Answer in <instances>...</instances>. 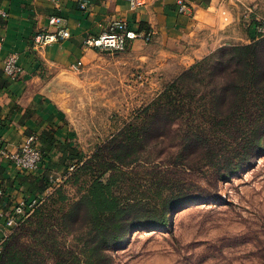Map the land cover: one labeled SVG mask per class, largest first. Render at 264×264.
I'll return each mask as SVG.
<instances>
[{"label":"crops","instance_id":"1","mask_svg":"<svg viewBox=\"0 0 264 264\" xmlns=\"http://www.w3.org/2000/svg\"><path fill=\"white\" fill-rule=\"evenodd\" d=\"M186 1L190 11L180 14L178 0H144L135 10L127 0H0V10L8 14L0 15V135L11 151L19 150L35 135L45 156L40 172L31 174L17 170L7 160L0 161V213H7L19 200L44 194L46 190L40 189L46 178L65 176L68 167L79 161V157L69 159V149L87 159L90 156L84 149L101 144L87 140L72 120L71 104L86 74H107L105 84L110 86L111 96L117 92L118 71L127 80L131 71L141 69L160 89L167 78H176L184 68L220 48L255 37L254 26L246 34L239 23L235 2L241 0ZM52 16L65 19L70 37L37 52L34 35L56 29L49 25ZM117 20L128 22L140 33H150L152 41L137 39L118 57L85 46L86 38L102 35ZM11 54L19 55L25 70L15 81L3 70V62ZM79 63L80 69L74 70ZM98 82L101 84L100 78ZM116 132L107 136L112 138ZM0 224H4L1 218Z\"/></svg>","mask_w":264,"mask_h":264},{"label":"rangeland","instance_id":"2","mask_svg":"<svg viewBox=\"0 0 264 264\" xmlns=\"http://www.w3.org/2000/svg\"><path fill=\"white\" fill-rule=\"evenodd\" d=\"M235 3L242 29L248 34L254 26L256 31V23L264 22V0ZM252 6L256 7L255 12L248 13L247 8ZM261 36L256 31L253 39ZM253 39L232 44L248 45ZM193 65L184 68L181 74ZM142 71H131L127 80L124 73L118 71L117 92L113 91L112 96L110 86L105 84L107 74L92 72L84 76L85 83L78 86L71 104L72 120L87 140L101 143L85 148L87 156L93 157L129 125L139 124L143 109L181 75L167 78L160 89H156ZM99 78L101 84L97 83ZM112 130L117 132L109 138ZM90 134H94L95 139ZM163 156L158 151H147L137 163L105 170L101 180L113 181V192L123 201L138 199L155 203L161 191L157 185L165 194L168 192L167 186L171 183L166 180L177 185L200 184L215 197L187 203L174 210L168 228L142 227L133 231L124 241L107 250L113 264H264V152L252 165L222 180L210 178L207 169L171 166ZM112 158L109 150L99 156L98 163L94 164L95 176L104 171L105 163L114 162ZM210 179L211 184H208ZM93 180L92 174L84 172L77 181L56 183L53 194L38 208L41 212L36 215L37 209L18 228L23 230L22 241L32 248L35 264H56L59 248L66 250L67 258L85 261L88 223L82 218L75 223L77 225L68 227L66 224L70 223L65 221L64 215L87 192Z\"/></svg>","mask_w":264,"mask_h":264},{"label":"trees","instance_id":"3","mask_svg":"<svg viewBox=\"0 0 264 264\" xmlns=\"http://www.w3.org/2000/svg\"><path fill=\"white\" fill-rule=\"evenodd\" d=\"M141 119L93 157L84 159L68 148L69 159L79 157L77 164H82L66 181H77L84 172L92 174L94 180L64 219L70 227L84 218L89 237L84 242L85 261L67 258L66 250L59 248L56 264H113L107 250L133 231L168 228L174 210L215 197L200 184L177 185L166 180L171 183L168 192L165 194L157 185L161 191L155 203L123 201L114 194L113 181L101 180L105 170L137 163L147 151H158L171 166L207 169L210 178L217 180L254 163L264 152V36L248 45L222 47L197 62L143 109ZM106 150L112 153L114 162L105 163L104 171L95 176L94 164ZM44 181L41 191L51 184L47 178ZM208 181L211 184V179ZM40 212L38 209L36 215ZM20 229L7 240L0 264H35L32 248L22 241Z\"/></svg>","mask_w":264,"mask_h":264},{"label":"built area","instance_id":"4","mask_svg":"<svg viewBox=\"0 0 264 264\" xmlns=\"http://www.w3.org/2000/svg\"><path fill=\"white\" fill-rule=\"evenodd\" d=\"M127 1L133 10L139 8L144 2V0ZM177 6L180 14H186L190 11V5L186 0H178ZM82 7L85 8L86 4H82ZM247 10L248 13H254L256 7H248ZM0 15L3 17L8 16L4 10H0ZM256 24L257 33L264 36V22H257ZM49 25L56 29L54 31H49L48 29L40 30L34 35L33 48L37 52H43L60 39L70 37V32L65 28L66 21L63 17H50ZM137 39H142L149 43L153 38L150 33H140L132 29L128 22L117 20L113 21L109 29L102 35L97 37L90 36L86 38L84 43L87 48L95 49L100 52L120 54L126 52L131 43ZM81 66L82 63H79L77 66H73V69L78 71ZM3 70L5 75L13 81L19 80L25 74V70L20 65L19 55L17 54H11L5 59L3 62ZM2 127L3 120L0 118V129ZM3 160L11 162L19 171L31 174L40 172L44 165L45 156L40 149L39 138L35 135L28 137L17 151H11L8 144L0 135V161ZM81 164L82 163H75L71 165L68 173L63 177H52L50 180L51 184L44 194L32 199L19 200L7 213H0V218L4 221V224H0V261L5 244L13 232L22 226L37 209L46 202L48 197L55 191L57 187L56 183L68 180Z\"/></svg>","mask_w":264,"mask_h":264}]
</instances>
